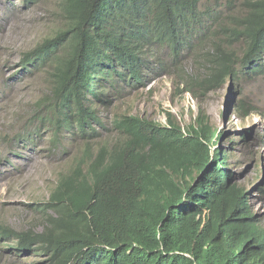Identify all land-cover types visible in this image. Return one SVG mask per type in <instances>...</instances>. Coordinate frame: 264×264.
<instances>
[{
    "label": "trees",
    "instance_id": "1",
    "mask_svg": "<svg viewBox=\"0 0 264 264\" xmlns=\"http://www.w3.org/2000/svg\"><path fill=\"white\" fill-rule=\"evenodd\" d=\"M55 1L62 28L22 57L49 85L29 127L52 138L74 127L87 149L39 206L42 229L0 225V237L47 264H264V227L247 193L231 184L228 157L215 147L219 136L201 108L182 128L169 115L166 125L130 115L106 124L94 107L124 87H144L149 74L169 72L186 49L204 63V95L246 73L262 74L264 0L243 3V17L227 14L214 29L215 13L203 0ZM195 38L209 39L210 48ZM178 78L176 89L194 95V79ZM100 129L116 139L102 142Z\"/></svg>",
    "mask_w": 264,
    "mask_h": 264
},
{
    "label": "rangeland",
    "instance_id": "2",
    "mask_svg": "<svg viewBox=\"0 0 264 264\" xmlns=\"http://www.w3.org/2000/svg\"><path fill=\"white\" fill-rule=\"evenodd\" d=\"M251 1L203 0L202 8L215 13V21L208 23L210 29L224 23L227 14L243 17V3ZM57 17L55 0L35 6H25L20 0H0V225L16 232L42 229L39 206L47 203L58 174L87 149L74 127L55 138L46 130L36 132L29 127L33 122L31 110L49 85L44 76L27 71L22 57L62 28ZM196 45L208 49L211 41L200 38ZM231 46L236 52L241 49L240 43ZM187 51L169 72L149 74L144 87H124L118 94H110L109 104L96 103V114L106 124L114 117L130 115L162 125L170 115L185 128L193 124L201 108L219 136L215 147L228 157L229 166L224 169L233 175L231 184L248 194L247 206L258 225L264 227V197L255 188L259 184L264 188V71L259 75L246 73L237 82L231 79L221 89L204 95L199 87L205 76L204 63L196 51ZM236 56L238 60L240 56ZM240 71L243 69L236 68L234 72L238 75ZM182 73L194 79V95L176 89ZM20 134L23 140L15 141ZM96 134L107 144L116 139L114 133L101 129ZM26 136L28 140H24ZM15 249L13 240L0 237V264H47L44 255Z\"/></svg>",
    "mask_w": 264,
    "mask_h": 264
},
{
    "label": "bare ground",
    "instance_id": "3",
    "mask_svg": "<svg viewBox=\"0 0 264 264\" xmlns=\"http://www.w3.org/2000/svg\"><path fill=\"white\" fill-rule=\"evenodd\" d=\"M228 33V32H227ZM236 33V32H235ZM237 38V37H236ZM233 39V38H232ZM223 54V53H222ZM137 58V57H136ZM224 58V57H223ZM179 79V78H178ZM206 93V92H205ZM202 96H204V95H202ZM170 116V115H169ZM208 119V118H207ZM62 186H64V185H62ZM66 190V189H65ZM58 193V192H57ZM66 193V192H65ZM56 194V193H55ZM55 196V195H54ZM69 197V196H68ZM56 200H58V199H56ZM55 201V200H54ZM48 206V205H47ZM22 236V235H21ZM19 242V241H18ZM20 243V242H19ZM85 261V260H84ZM99 264V263H98Z\"/></svg>",
    "mask_w": 264,
    "mask_h": 264
},
{
    "label": "clouds",
    "instance_id": "4",
    "mask_svg": "<svg viewBox=\"0 0 264 264\" xmlns=\"http://www.w3.org/2000/svg\"><path fill=\"white\" fill-rule=\"evenodd\" d=\"M261 59H263L264 60V57H261ZM258 61V60H257ZM261 62H263V61H261ZM260 185V184H259ZM261 187V186H260ZM256 188V187H255ZM262 188V187H261ZM264 189V188H263ZM248 195V194H247ZM264 197V196H263ZM248 203V202H247ZM254 216V215H253ZM261 227H263V226H261ZM15 242V241H14Z\"/></svg>",
    "mask_w": 264,
    "mask_h": 264
}]
</instances>
